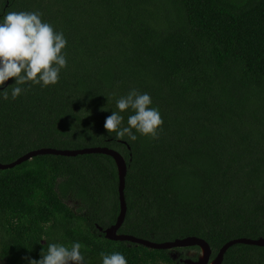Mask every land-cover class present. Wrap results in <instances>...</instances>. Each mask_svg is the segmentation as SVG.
Masks as SVG:
<instances>
[{
  "label": "trees",
  "instance_id": "trees-1",
  "mask_svg": "<svg viewBox=\"0 0 264 264\" xmlns=\"http://www.w3.org/2000/svg\"><path fill=\"white\" fill-rule=\"evenodd\" d=\"M9 11L39 12L62 32L67 66L55 85L29 82L16 99L14 78L0 86V163L40 148L107 147L127 165L119 234L194 236L210 260L229 240L264 238V0H0V22ZM132 89L159 110L158 138L104 129ZM120 114L126 127L134 112ZM117 187L100 154L40 155L0 171L1 264L39 260L50 243H81L83 264H102L101 252L183 264L184 250L198 251L105 239L96 226L115 222ZM222 264H264V247L234 245Z\"/></svg>",
  "mask_w": 264,
  "mask_h": 264
},
{
  "label": "clouds",
  "instance_id": "clouds-1",
  "mask_svg": "<svg viewBox=\"0 0 264 264\" xmlns=\"http://www.w3.org/2000/svg\"><path fill=\"white\" fill-rule=\"evenodd\" d=\"M67 40L62 32L41 20L39 12L9 11L0 22V86L9 79H15L11 86V97L16 99L25 89L21 86L31 82L43 86L55 85L60 71L67 66L65 49ZM3 98L8 99L4 90ZM151 97L147 93L130 90L126 96L116 101L119 111H112L104 122L107 133H115L117 138L126 135L135 141L139 133L142 136L158 138V130L163 124L159 110L151 107ZM132 109L134 114L127 120V126L121 127L123 116L120 113ZM47 252H41L39 260L25 257L28 264H83L79 242L70 246L59 243L46 245ZM102 264H127L125 257L118 253L101 252Z\"/></svg>",
  "mask_w": 264,
  "mask_h": 264
},
{
  "label": "water",
  "instance_id": "water-1",
  "mask_svg": "<svg viewBox=\"0 0 264 264\" xmlns=\"http://www.w3.org/2000/svg\"><path fill=\"white\" fill-rule=\"evenodd\" d=\"M9 80L5 82V85L8 84ZM90 154H100L110 157L114 162L117 172V178H118L117 190H118V201H119L118 215L116 217L115 222L112 225L104 229L96 226L98 231L103 233L105 239L110 241L128 242L135 245H141L147 249H153V250H172L177 248H192V247L198 248L200 253L195 259L185 258L179 260L183 264H222L226 251L230 247L237 244L255 246V247H264V238L262 237H259L257 239L236 238L226 242L218 250L216 256L212 260H210L211 250L209 245L203 239L194 236H189L182 239H175L172 241L153 242L150 240L137 238L132 235L119 234L118 230L120 229V227L124 222L127 211L126 201L124 198V187H125V176H126L127 165L123 156L114 149H110L107 147H86L82 149L40 148V149L31 150L10 163H6V164L0 163V171L12 169L15 166L22 164L23 162H26L40 155L76 157L79 155H90ZM171 258L173 260H176L178 258V254L176 252L172 253Z\"/></svg>",
  "mask_w": 264,
  "mask_h": 264
},
{
  "label": "rangeland",
  "instance_id": "rangeland-1",
  "mask_svg": "<svg viewBox=\"0 0 264 264\" xmlns=\"http://www.w3.org/2000/svg\"><path fill=\"white\" fill-rule=\"evenodd\" d=\"M67 204L68 205H76L73 201H71V200H69L68 202H67ZM177 253V252H176ZM199 253H200V251H199V249H198V251H196V250H192V249H189V250H184L183 251V254L185 255V257H187V258H190V259H194V258H196L198 255H199ZM178 254V256H179V253H177ZM0 264H1V262H0Z\"/></svg>",
  "mask_w": 264,
  "mask_h": 264
}]
</instances>
